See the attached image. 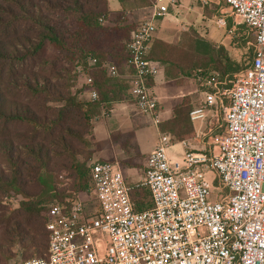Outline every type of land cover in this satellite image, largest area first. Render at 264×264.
Masks as SVG:
<instances>
[{
    "label": "built area",
    "instance_id": "1",
    "mask_svg": "<svg viewBox=\"0 0 264 264\" xmlns=\"http://www.w3.org/2000/svg\"><path fill=\"white\" fill-rule=\"evenodd\" d=\"M216 1L253 35L252 62L234 76L229 104L223 106V92L213 84V91L202 93V105L189 112L193 124H202L211 109H223L217 152L184 150V142L160 133L143 174L131 182L150 192L153 206L142 212L134 210L117 163L93 162V205L84 206L78 197L48 204L47 256L18 264H264V0ZM177 4L153 0L127 43L128 95L155 126L160 117L148 79L161 64L149 53L157 23ZM95 63L88 57V66ZM101 65L107 77L119 76L114 64ZM76 72L91 86L80 66ZM87 92L89 100L97 99L94 90ZM209 172L219 186L215 199Z\"/></svg>",
    "mask_w": 264,
    "mask_h": 264
},
{
    "label": "trees",
    "instance_id": "2",
    "mask_svg": "<svg viewBox=\"0 0 264 264\" xmlns=\"http://www.w3.org/2000/svg\"><path fill=\"white\" fill-rule=\"evenodd\" d=\"M105 1L0 0V75L7 69V77L12 76L11 86L14 88L7 95L0 94V117L4 118V123H23L43 129L49 137V144L59 146V153L72 160L68 171L71 174L70 182L64 184L62 175L58 174V181L54 171H39L41 167L48 166L49 152L54 150L41 146L27 149L24 146L25 156L40 165L34 168L21 159L20 154H14L12 142L0 140V264H6L18 256L24 257L23 261L46 258L47 251L41 255L38 248L42 240L46 239L48 249V204L65 203L73 197L80 198L84 206L94 203L91 165L86 167L76 158L72 142L73 139H83V134L75 130L72 124L74 116H81L85 126L90 128L94 115L103 111L109 113L114 104L131 102L128 95L129 71L125 76L119 74L116 78H109L101 64L109 62L118 69L122 66L126 68L130 56L127 43L137 23L126 18V10L150 8L153 3V0H117L121 9L110 11ZM66 22L70 29L65 26ZM46 44L73 51L70 69H63L65 77L58 72L47 77L31 70L23 73L16 71L26 62L29 68H33L35 59L40 57ZM88 57L95 59L96 63L88 66ZM149 58L163 66L168 83L182 82L188 78L197 82L201 92L213 91V84H216L224 93L233 87L234 76L252 62L242 67L240 62L229 56L224 46L206 41L192 28L180 32L175 41L153 40ZM41 62H45V65L48 63L46 60ZM78 66L85 75L91 77V86H85V89L94 90L96 100L78 101L70 91L69 73H77ZM225 78L229 83L227 86L222 85ZM59 80L65 83L60 84ZM148 85L152 86L151 79H148ZM14 92H25L29 96L44 95L56 106L50 110L44 122L29 107L18 108L19 105L13 99ZM226 99L224 107L229 104ZM195 105L200 103L183 96L172 108L170 117L159 124V131L177 141L193 138L194 129L189 112ZM219 111L213 108L207 125L208 132L219 125ZM132 135L130 132L129 136ZM135 149L138 155L137 147ZM3 162L5 167L1 166ZM21 166L32 173L24 175L20 171ZM25 178L36 181L40 190L37 193L25 190L29 185ZM129 196L137 212L153 206L150 192L145 187L129 185ZM3 197H20V200L14 210H8L3 205Z\"/></svg>",
    "mask_w": 264,
    "mask_h": 264
},
{
    "label": "rangeland",
    "instance_id": "3",
    "mask_svg": "<svg viewBox=\"0 0 264 264\" xmlns=\"http://www.w3.org/2000/svg\"><path fill=\"white\" fill-rule=\"evenodd\" d=\"M108 1L109 6L112 9H115L118 5L117 0H106ZM105 1V2H106ZM108 6V7H109ZM126 18L132 20V23L138 22L140 19L146 16L149 11V8L138 9L127 8ZM170 15L165 20H160L161 22L158 25V28L155 32L159 33L160 37L165 38L167 41H175L180 32L192 28L197 34L203 37L206 41L211 42L216 46H224L227 50L229 56L240 62L242 67L250 64L253 58V35L246 26L239 23V19L235 18L233 14L229 11L227 6L222 2L216 0H211L207 4L202 3L200 0H178L176 8L170 10ZM65 26L70 29L68 22L65 23ZM155 36V35H154ZM154 39V37H153ZM68 48V47H67ZM68 49H58L53 47V45L46 44L43 48V52L40 57L35 59L33 68L28 67V62L26 65L18 67L16 71L19 73L36 71L40 72L43 75L50 77L51 74L58 72L62 77H65L66 69H70L72 63L70 61L73 59V51ZM46 60L48 63L45 65ZM2 65L0 64V67ZM65 68V70H63ZM7 70V69H6ZM6 70L0 75V94L7 95L14 88L12 84V76L7 77ZM128 68L120 67L118 69L119 74L126 75ZM129 74V73H128ZM127 74V75H128ZM69 76L71 79L68 81L70 86V91L75 95L76 99L81 102H90L88 97V92L85 89L84 79L77 73L70 72ZM186 81L179 89H175V96L186 95L193 99V102H199L202 105V93L199 89V85L193 79L186 78ZM52 82H55L52 79ZM60 84H64V80L58 81ZM229 83L227 78L224 79L222 85L227 86ZM220 92H223L218 87ZM227 92H223L222 102L225 106V101L227 100ZM189 94V95H187ZM13 99L18 108L29 107L33 110L36 115L45 122V118L49 117L50 110L54 109L56 104L47 100L44 95H28L25 92H14ZM180 96V97H181ZM176 100H180L181 98ZM133 103L132 100H130ZM219 111V125L210 132H208L207 125L208 121L213 114V109L209 111L204 119L203 123L199 122L192 123L194 129V137L189 139H183L177 141L175 138H172V142H184V150H203L206 154H214L217 152L216 144L214 143V138L223 133L224 121H223V109L217 108ZM106 113L100 112L92 117L90 128L85 126L81 116L75 115V121H73V126L75 130L83 134L82 140H74L73 146L76 151V158L83 162L86 167L90 166L93 162H111L117 163L121 172L128 185H131V182L136 180L141 176L145 169V163L147 156L145 155H136V146L130 141L129 133L130 130L122 127V131H119L120 128L113 127L110 130H103L97 135L94 134V128L97 127L98 123L104 120ZM4 118L0 117V140H9L12 142L14 149V154H20L21 159L30 163L32 167L40 166L39 163L33 161L30 157L25 156L24 146L37 148L39 146L50 148L54 150L50 151V160L48 161V166L46 168L41 167L39 171L44 172L54 171V177L59 181L58 174L62 175L61 181L64 184L70 182V172L69 165L72 162L71 158L63 156L59 152L61 151L59 146H51L49 144V137L43 131V129H35L32 126H27L23 123H4ZM118 128V129H117ZM151 130V129H150ZM109 131V133H108ZM159 133H162L161 131ZM167 134V133H166ZM159 137V134H157ZM44 150V148H43ZM173 155H177L174 154ZM5 167V163L2 165ZM26 168V167H25ZM28 168V167H27ZM20 171L26 175L29 170L23 169V166L20 167ZM29 185L25 187V190H28L32 193H37L40 190V185L32 180L31 178H25ZM57 181V184H58ZM211 187L212 198H216L219 194V186L217 184V178L215 177L214 186ZM3 205L9 210H14L17 206V203L20 200V197L11 198L3 197ZM45 238V237H44ZM0 239H1V230H0ZM27 245V243H26ZM38 250L43 255L47 251V242L46 239L42 240V244ZM35 257V255H32ZM25 260L24 257L18 256L17 258L12 259L6 264H18L21 261ZM4 264V263H3Z\"/></svg>",
    "mask_w": 264,
    "mask_h": 264
},
{
    "label": "crops",
    "instance_id": "4",
    "mask_svg": "<svg viewBox=\"0 0 264 264\" xmlns=\"http://www.w3.org/2000/svg\"><path fill=\"white\" fill-rule=\"evenodd\" d=\"M117 3L118 6L115 9H112L108 4L110 11H119L121 9L118 1ZM169 15L170 13H168V15H166L162 20H165ZM160 22L161 21L157 23V28ZM158 34L159 33L155 34L153 40L161 39L167 41L165 38L160 37V35ZM185 82L186 81L184 80L182 82H166L164 68L161 65L160 72L153 79L151 86L157 99V108L160 117V123L170 117L172 108L181 100H176V97L179 98L181 95L175 96L174 91L175 89H179ZM183 96L186 95H182L180 98H182ZM102 121L103 122L100 121L97 127L94 128V134L97 135L98 131V133H100L103 130H110V128H113L115 126L120 128L119 131H122L121 128L124 127L127 131L130 130L133 133L130 141L137 147V153L140 156H148L149 152L157 142V134H160L158 127L160 123L158 124V126L153 125L151 119L148 116L139 114L134 104H132L131 102L114 104L109 113L106 114L105 119ZM206 177L209 184L213 187L215 174L209 172L207 173Z\"/></svg>",
    "mask_w": 264,
    "mask_h": 264
}]
</instances>
